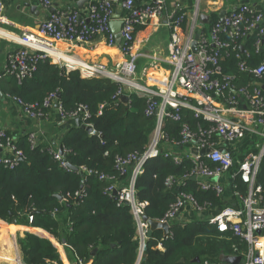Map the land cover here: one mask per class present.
Returning a JSON list of instances; mask_svg holds the SVG:
<instances>
[{"label": "built area", "instance_id": "1", "mask_svg": "<svg viewBox=\"0 0 264 264\" xmlns=\"http://www.w3.org/2000/svg\"><path fill=\"white\" fill-rule=\"evenodd\" d=\"M41 1L48 9L53 7L52 0ZM87 1L89 5L84 13L79 9L54 10L36 31L23 32L18 39L21 47L7 55L0 79L11 74L21 83L33 76L40 61L51 58L63 63L68 70H80L83 77H103L116 82L119 85L116 98L125 93L130 102V94L135 93L147 99L145 114L156 118L150 141L141 154L130 152L116 157L115 168L127 177V182L122 187L112 182L106 188L109 194L115 193L118 205L127 203L130 206L136 221L139 253L135 264H142L150 227L144 218L146 203L136 196V180L143 173L145 162L160 153L172 158L176 164H181L185 158L190 159L193 167L185 177L196 176L194 180L202 190L212 191L220 198L228 190L226 183L221 181L222 176H228L238 205L223 206L209 221L219 231L231 232L246 243V249L240 254L242 264H264V188L257 180L264 160V88L261 86L264 83V12L250 3H241L226 13L224 20L220 18L214 23L209 35L203 27L196 29L195 24H190L187 33L181 34V27L187 20L182 0H145L139 4L135 0ZM117 6L121 12L116 18ZM3 8L0 0V10ZM198 14L196 9L193 19ZM116 19L122 22L118 48L123 57L113 67L102 62H87L79 57L67 59L56 46V42L64 41L89 43L98 35H105L108 44L114 45L116 37L111 23ZM144 24L165 25L171 29L166 56L136 50V27ZM255 30L258 32L254 46L263 57L258 64L251 65V52L244 41ZM197 32L200 37L197 50H193L192 42ZM231 55L238 59L239 71L248 76L225 72L223 60ZM140 57L150 60L145 66L147 76L148 68L155 70L166 65L169 69L161 71L165 80L158 81L152 76L151 80L147 76H141L140 81L136 79ZM58 94L53 91L40 103H31L0 90V95L15 100L31 118L46 119L55 107L62 116L79 118L93 126L87 122L91 117L87 105L79 104L66 112ZM185 109L209 124L199 123L193 128L183 122L180 138H168L164 129L166 119L181 122ZM165 138L168 142L162 147ZM29 141L34 147L37 135L30 133ZM0 148L6 151L0 155V164L15 168L22 151L13 136L3 128L0 129ZM202 150H205L204 154H201ZM55 157L68 167L65 155L55 151ZM100 178L110 177L101 174ZM184 183L185 178L177 179L174 175H169L165 182L167 188H180ZM187 204L198 210L206 208L198 204L192 193L179 190L165 215L157 221L171 226ZM169 236L170 232L163 239ZM63 244L70 247L66 242ZM158 248L165 249L160 240ZM235 250H239L238 247ZM75 257L77 264H87L76 254ZM18 261L24 264L20 251Z\"/></svg>", "mask_w": 264, "mask_h": 264}, {"label": "trees", "instance_id": "2", "mask_svg": "<svg viewBox=\"0 0 264 264\" xmlns=\"http://www.w3.org/2000/svg\"><path fill=\"white\" fill-rule=\"evenodd\" d=\"M135 2L139 4L142 0ZM219 20V15L214 13L210 26ZM186 22L181 34L185 32ZM142 27L137 25L135 35ZM257 32L246 37L251 65L258 64L263 57L254 46ZM223 65L225 72L248 76L239 71L234 55L226 57ZM0 89L31 103H40L50 92H60L65 111L70 112L79 104L87 105L91 113L87 122L100 132L98 135L77 126L60 137L66 161L78 169L63 166L55 157V150L42 142V138L34 147L27 133L16 139L22 151L18 164L15 168L0 164V219L12 222L16 218L18 224L45 229L70 245L74 261L76 254L90 264H135L139 253L136 221L130 206L118 205L115 193L109 194L106 188L112 182L117 187L127 182V177L115 168L116 157L130 152L141 154L150 141L156 118L145 114L147 99L132 93L130 102L124 104L120 97H115L119 89L116 82L103 77H83L80 70H68L50 58L40 61L33 76L21 83L14 75L3 76ZM182 117L181 122L166 119L164 129L168 138H180L183 122L193 128L199 123L209 124L194 117L188 109L183 110ZM167 142L165 138L162 147ZM192 167L188 158L176 164L163 153L145 162L144 171L136 180V196L146 203L148 218H162L179 190L192 193L198 204L207 208L225 205L214 192L202 190L197 180L185 177ZM101 174L110 178H100ZM169 175L185 178V183L179 189L167 188ZM257 180L264 188V160ZM240 186L245 189L244 185ZM163 237L161 228L153 230L146 242L142 264H232L225 256L241 254L246 249V243L239 237L219 231L208 220L173 222L170 236ZM159 240L165 249L158 248ZM18 242L24 264H64L47 238L27 232ZM95 248L97 252L92 254Z\"/></svg>", "mask_w": 264, "mask_h": 264}, {"label": "crops", "instance_id": "3", "mask_svg": "<svg viewBox=\"0 0 264 264\" xmlns=\"http://www.w3.org/2000/svg\"><path fill=\"white\" fill-rule=\"evenodd\" d=\"M1 1L4 4V8L0 10V74H2L7 55L21 47L18 41L21 34L23 32L36 31L40 23L49 16L53 7L59 11L79 9L84 13L89 5L87 0H52L53 7L48 9L43 5L41 0ZM79 2H82L81 6L78 4ZM182 2L183 9L187 13L186 33L190 29V24H195L196 29L210 27L214 13H217L220 17L221 11L226 10L228 13L241 3H250L264 12V0H182ZM196 9H198L199 14L196 19H193ZM116 12L117 15L121 12L118 6L116 7ZM204 14L207 15V19L201 17ZM170 35L171 29L165 25L155 27L152 24H144L137 35H135V48L137 51L148 54L166 56L169 52ZM246 42L247 40L244 41V45ZM56 46L63 51V55L68 57H79L87 62H102L110 67L115 66L116 62L123 57L118 48V43L109 45L105 35H98L91 42L85 44H72L71 42L64 41L56 42ZM142 59L144 60L142 61ZM139 60L144 62L141 68V76L146 77L147 73L145 69L147 68L145 66H148L150 60L146 57H140ZM51 61L64 66L63 63H57L52 59ZM167 69L166 65L162 66L161 69L151 70L148 68L149 73L147 77L150 80L152 76V78L158 81H164L165 78L161 71H167ZM77 126L79 125L75 118L62 116L55 107L50 110L49 117L46 119L38 120L31 118L24 113L22 107L15 100L0 95V129H5L15 140L24 133H35L38 140L42 138V142L50 149L59 151V147L61 146L60 137ZM5 153L6 151L0 148V155ZM227 177L222 176L221 179L223 183H226L228 188L221 199H223L225 205L235 206L238 205V202L234 196V192L231 190L232 186ZM219 209L220 207L216 206L215 208L206 207L203 210H198L191 204H187L175 220L183 224L203 220L209 221ZM27 232L49 239L57 248L64 264H77V259L76 261L71 259L73 256L71 248L64 245V242L45 229L26 224H14L2 219H0V264H18L19 251L21 253L18 240L25 237ZM240 264H242V260Z\"/></svg>", "mask_w": 264, "mask_h": 264}, {"label": "water", "instance_id": "4", "mask_svg": "<svg viewBox=\"0 0 264 264\" xmlns=\"http://www.w3.org/2000/svg\"><path fill=\"white\" fill-rule=\"evenodd\" d=\"M81 3L82 2H79L78 4L81 6ZM55 10V7H53L52 8V10L51 11H54ZM226 13H227V11L226 10H223V11H221V13H220V18H221V20H224V17H225V15H226ZM118 17V15L116 16V18ZM201 17L203 18V19H207V15H201ZM111 27H112V30H113V32L115 33V37H116V43H120V41H121V27H122V22H121V20H119V19H116V20H114L112 23H111ZM199 37H200V33L199 32H197L196 34H195V37H194V41L192 42V48H193V50H197V41H198V39H199ZM261 86L264 88V83H261ZM59 97L61 98V93L59 92ZM120 99H121V101L124 103V104H128L129 103V96L127 95V94H122L121 96H120ZM76 122H77V124L80 126V127H82V128H84V129H86L87 131H89V132H91V133H95V134H98V135H100V132H98V131H96L95 130V128H94V126H92V125H89V124H86V123H81V120L79 119V118H76ZM193 151H195V149H193ZM59 152L61 153V154H63V155H65V151H64V149H63V146H60L59 147ZM205 153V150H202L201 151V154H204ZM21 159V158H20ZM68 165V167H70V168H72V169H78L77 167H75L74 165H72V164H70V163H68L67 164ZM193 179H196V176H193L192 177ZM177 189H179V187H177ZM61 198V197H60ZM144 218L146 219V220H148V222H149V224H150V227H149V230H148V236H151V234H152V232H153V230H155L156 228H162L163 230H164V235L166 236L169 232H170V224L169 223H166V222H164V223H161V222H159V221H157V220H153V219H150V218H148L147 216H144ZM12 223H14V224H16L17 223V219L16 218H14L13 220H12ZM97 252V248H95L93 251H92V254H95ZM198 260H199V258H197ZM225 260H227L228 262H230V263H232V264H240L241 263V260H242V256L241 255H226L225 256ZM182 261H184V259H182ZM87 264H90V262H88Z\"/></svg>", "mask_w": 264, "mask_h": 264}, {"label": "rangeland", "instance_id": "5", "mask_svg": "<svg viewBox=\"0 0 264 264\" xmlns=\"http://www.w3.org/2000/svg\"><path fill=\"white\" fill-rule=\"evenodd\" d=\"M210 30H211V26L210 27H208V28H206V33L209 35L210 34ZM144 59H142V61H143ZM141 60H139L138 62H137V75H136V79H138L139 81H140V77H141V68H142V66H143V64H144V62H142ZM173 222H177V220H173L172 222H171V224L173 223ZM17 262H18V264H20L19 263V261L17 260Z\"/></svg>", "mask_w": 264, "mask_h": 264}, {"label": "bare ground", "instance_id": "6", "mask_svg": "<svg viewBox=\"0 0 264 264\" xmlns=\"http://www.w3.org/2000/svg\"><path fill=\"white\" fill-rule=\"evenodd\" d=\"M65 58L70 59V60H73L74 59V58H71V57H68V56H66Z\"/></svg>", "mask_w": 264, "mask_h": 264}]
</instances>
